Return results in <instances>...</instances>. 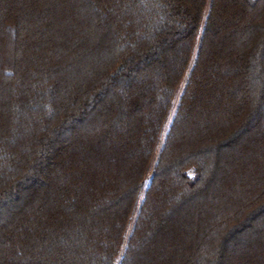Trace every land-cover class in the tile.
I'll use <instances>...</instances> for the list:
<instances>
[{
	"label": "trees",
	"instance_id": "obj_1",
	"mask_svg": "<svg viewBox=\"0 0 264 264\" xmlns=\"http://www.w3.org/2000/svg\"><path fill=\"white\" fill-rule=\"evenodd\" d=\"M0 264H264V0H0Z\"/></svg>",
	"mask_w": 264,
	"mask_h": 264
}]
</instances>
